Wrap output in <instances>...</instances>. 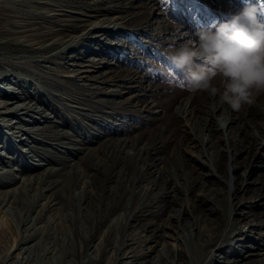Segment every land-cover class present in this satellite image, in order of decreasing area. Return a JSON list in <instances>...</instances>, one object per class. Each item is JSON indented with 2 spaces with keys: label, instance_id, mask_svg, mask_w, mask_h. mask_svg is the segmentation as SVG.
<instances>
[{
  "label": "rangeland",
  "instance_id": "obj_1",
  "mask_svg": "<svg viewBox=\"0 0 264 264\" xmlns=\"http://www.w3.org/2000/svg\"><path fill=\"white\" fill-rule=\"evenodd\" d=\"M248 3L264 8V0H0L6 68L0 89L7 93L0 100L17 96V103L30 102L47 115L20 110L5 118L17 129L0 138V199L8 191L17 196L4 208L11 220H0V261L10 254L9 264H79L87 234L94 246L107 248L98 264H113L124 253L121 261L129 260L130 251L144 252L138 264H145L167 246L188 264L189 248L177 245L187 231L184 221L194 220L204 230L220 223L225 230L234 220L233 235L261 238L253 251L250 238L239 249L216 252L214 244L212 264L227 263L233 251L264 258V94L233 110L219 96L193 90L169 60L198 29L225 22ZM189 99L197 114L185 120L178 107ZM217 102L236 120L229 127L213 112ZM188 120H200L194 138ZM7 141L13 145L5 149ZM175 175L188 180V192L168 188ZM196 177L203 190L192 187ZM133 189L140 197L152 194L148 205L116 212L119 201L132 200ZM185 205L178 222L172 214ZM39 215L38 247L30 254L26 245L12 247L15 229L24 231ZM165 258L158 264L178 259Z\"/></svg>",
  "mask_w": 264,
  "mask_h": 264
},
{
  "label": "bare ground",
  "instance_id": "obj_2",
  "mask_svg": "<svg viewBox=\"0 0 264 264\" xmlns=\"http://www.w3.org/2000/svg\"><path fill=\"white\" fill-rule=\"evenodd\" d=\"M45 59L48 60L49 57L48 58H45ZM0 62H1V58H0ZM8 66H10L11 68H13L14 66H16V64L11 65L9 63ZM10 67H8V68H10ZM1 69H5V71H6V68L3 65L1 66V63H0V70ZM4 76H5V74H2L0 72V81L6 78ZM10 89H12V88H10ZM0 91H1L0 93L3 92L1 89H0ZM3 95L5 96V95H7V93H4L3 92ZM17 98L18 97L16 96V97L12 98V100H10V99H8L7 101L0 100V138H2L3 135L5 134V129H8V130L14 129V128L17 129V127H14L13 126L12 121L9 122V123H5V118L8 117L9 115H17V114H19L20 110L22 111L21 114H24L26 116L27 115L29 116L31 113H35L36 112L37 114H41L42 115L41 117H44L45 116L44 118L47 119V115L44 114V116H43V112H42L41 109H37V110L33 109V107L29 105L30 102L29 103H22V104L17 103L19 101V100L17 101ZM192 104H193V102H190V99H189V101L187 100V103L185 104L184 108L178 107V111L182 113V115L184 116L185 120H187L188 117H190V116H192L194 114H197L196 113L197 111L194 110V108L192 107ZM213 112L223 118L224 125L227 124V122H228V127L233 122L236 121L235 119H231L230 120L229 117L225 116L226 114L223 112V105L220 102H217L215 104ZM188 122H190V125H189L190 128L189 129H190V133L193 136L195 134V132L197 131L196 128H195V126L197 124L200 125V120H197L196 122L195 121L188 120ZM193 122H194V124H193ZM205 129H207L208 131H211L209 129V127H205ZM15 133H17V131H13L12 134H15ZM193 138H194V136H193ZM23 141L24 140L22 139L20 142H23ZM207 141L208 142H211V139L210 140L208 139ZM7 143H8V141H7ZM10 145L12 146L13 144L12 143L11 144L8 143V144H5V146H3V147H5V149H6L7 147H11ZM232 145L235 146L233 143H232ZM214 147L216 148V146H214ZM215 162H216V165L218 164L217 167L219 168L218 156H215ZM48 173H51L49 175H52V173H54V172L53 171H49ZM159 174H160V176H163V172L162 171H160ZM172 174H174V172ZM175 177L176 178H172V181H171L172 182L171 184H173V185L171 187H168V188L171 189L174 192H179V191L181 192L182 190H184L183 188H185L186 191L188 192L189 191V189L187 187V185H188L187 181L188 180L187 179H184V178H182V179L181 178H177L176 175H175ZM69 178H70L69 181L70 180L71 181H74V178L73 177L70 176ZM180 181L182 183H180ZM194 181H195L194 183L191 182L192 187L198 186L199 188L201 187L202 190L205 188V183L203 182V180H202L201 177H196ZM42 182H45V180H43ZM174 183H178V184H174ZM53 185H54V187H57L58 183L57 182H54ZM64 187H66V183H65V186ZM43 191H44V189H43ZM140 192H141L140 190H138L136 192L133 189V191L131 193V196H133L132 200L130 198V200L125 201L124 203L122 201L121 202L119 201L118 204H117V206L115 207L116 212L122 211V210H125V209H128V211H129V207L130 206H131V208H132V210L134 212V210L136 209L138 203L140 204L141 202H142V204L144 206L148 205V201L151 200L150 197H151L152 194L151 195L150 194H147L146 195V193H144L140 197V195H141ZM26 193H27V191H26ZM182 193H184V192H182ZM82 194L83 193H80L79 194V198H80L81 201L84 199V196ZM208 194L210 195L211 193L209 192ZM13 196L16 197L17 196V193L12 194L10 191H8V192L3 193L2 200L0 199L1 200L0 201V214H1L0 220H1V223H8L11 220V214L7 210H5L4 208L7 206V204L10 202L11 197H13ZM217 197L218 196H214L213 198H216V200H218ZM201 198H202V195L199 198H197V199H201ZM12 201L13 200H11V202ZM34 201H35V199H34ZM46 205H48V204H46ZM46 205H45V207H46ZM39 206H41V205H39ZM189 206L192 207V209L195 208V205L194 204H191V205L189 204ZM187 207H188V205H185L184 206V209L178 210L176 212V214H172V217L176 221H178V222L180 220L181 221H184V220L181 219L182 218L181 217V212L183 211V213H185V211H187ZM31 208H32V206H31ZM42 212L45 213L44 211H42ZM108 214L109 213H108V210H107V212L104 214V220L106 218H108ZM40 217L41 216L39 215V216H37L34 219H31V220L29 219V221L26 222V224H29V225H27L26 228L24 229V231H22V232H20L18 229H15L16 230V236L13 239L14 243H13L12 247L15 246L16 249H19V248H21V246L26 245V246H23V249L24 250L26 249L25 254L32 253V251L34 250V248H37L38 247V244L36 245L34 242H35V239H36V236H37V233H38V228L36 227L37 226V223L36 222L39 221V220H41V219H39ZM80 217L81 216H79V219H80ZM131 219H132V217L129 216L128 217V220H131ZM184 223H185V226H186L187 231L184 232V235L181 238H178V243L180 245H177V250L178 251L179 250L180 251L181 250L183 251V250H185L184 249L185 247L189 248L190 251H189V256H188L189 257L188 264H200L202 262H204L206 264H212L213 261L215 262V260H216V259H214L215 258V253H214L213 250H211V247H213L214 244H216V243L219 244V248L216 250V252L220 251V249L223 246H224L223 248H225L226 246H231V247H235L236 249L237 248L239 249V247H238L239 244L238 243L241 242V241H243L244 238H246V239L247 238H250L251 241H252V245L250 247H249V245H245V246H247V248L249 247L250 248V251H253L254 247L256 245H258V242L261 240V238L260 239H256L255 238L254 241H253V239H252L253 236H251V235H245V234H244L245 235L244 236L242 234L245 233V232L242 233V231L236 232L233 235L232 232L235 230V225H237V222H235L234 220H232V222H230V223L227 224V227H226L225 230H222V223L218 224L217 226H214L211 230H204L201 227L199 228L198 227V221H195V220L194 221H184ZM165 227H168V226H164V228ZM160 235L162 236V239H163V237L166 236V234H163L162 232H161ZM238 236H240V237H238ZM83 239L85 241V243H84L85 247L80 246L79 247V251H77L79 253L78 255L80 257V258L77 257L79 259V264H98L99 262H101L104 259L105 255L107 254V248L106 247H102V248L99 247L98 248L97 245L94 246L91 243V240H89L87 234H84ZM125 240L121 241V243L118 242L119 245H117V247H116V253H117V255L121 254V251L124 249ZM179 247L180 248H183V249H179ZM93 248H94V250L91 252V250ZM146 249H148V251H150L152 249V246H147ZM161 251H163V252H161ZM161 251H158V255H157L158 257L156 259H155V257L154 258L153 257L152 258L150 257V259L148 260V262H146L145 264H158L161 260L165 262L166 261L165 256H172L174 259H175V257H178V259L176 261V264H183L184 263L181 260L182 259L181 258L182 255H180L178 252H176L175 248L173 249V248H169L167 246V247L162 248ZM98 252L100 253V255H99ZM129 253H132V255L130 256L129 260H122L121 261V259H123L124 257H128L127 255L125 256L126 253H124V254L120 255L122 257H118L116 259L114 258L115 261L113 262V264H138V258L144 252L141 254L139 252L130 251ZM236 253H237V251H233L232 252L231 258L229 260H227V263H224V262L223 263H220L219 261H217L218 264H228V263H230V264H240V261H244L242 264H264V258H254V257H252L251 252H249V254H248L249 257H247L245 259L243 258L244 256H241L242 258H239V256L236 255ZM238 254H240V253H238ZM9 260H10V254L8 256L5 254L4 260L0 261V264H9V262H8ZM140 264H143V263H140Z\"/></svg>",
  "mask_w": 264,
  "mask_h": 264
},
{
  "label": "clouds",
  "instance_id": "obj_3",
  "mask_svg": "<svg viewBox=\"0 0 264 264\" xmlns=\"http://www.w3.org/2000/svg\"><path fill=\"white\" fill-rule=\"evenodd\" d=\"M264 8L246 4L223 23L200 28L170 56L193 90L219 96L233 110L264 94ZM220 87H217L216 81Z\"/></svg>",
  "mask_w": 264,
  "mask_h": 264
}]
</instances>
